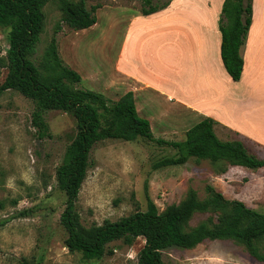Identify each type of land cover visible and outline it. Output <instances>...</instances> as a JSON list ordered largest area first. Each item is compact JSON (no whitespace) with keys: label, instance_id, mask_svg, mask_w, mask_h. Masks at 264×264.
Segmentation results:
<instances>
[{"label":"rangeland","instance_id":"374dc122","mask_svg":"<svg viewBox=\"0 0 264 264\" xmlns=\"http://www.w3.org/2000/svg\"><path fill=\"white\" fill-rule=\"evenodd\" d=\"M171 1L150 0V4L168 5ZM191 1L197 4L198 0ZM84 2L88 9L98 5L95 10L98 25L87 33H76L78 30L68 27L61 20L57 3L54 0L46 2L42 32L31 56L35 63L54 35L58 51L66 46L81 60L83 74L97 69L104 73L108 65H104L103 53L108 59L113 56L126 15L143 14L142 8L149 6L144 0ZM221 16L220 10L218 20ZM57 24L59 29L55 31ZM109 28L112 34L110 39L105 38L107 43L103 51L102 41L99 39L97 46L96 42H91L92 36H106ZM6 32V28L0 27V58L8 47ZM70 34L71 38H67ZM6 72L0 63V83ZM87 79L84 77L74 87L94 90L90 80H95ZM113 95L107 98L116 100ZM33 109L32 100L15 90L8 89L0 95V264H137V254L144 244L142 237H137L131 245L120 240L110 242L108 251L99 259H84L79 252L69 251L64 246L66 232L59 216L65 196L57 188L55 169L76 133V121L68 112L47 110L44 119L50 135L39 138L31 124ZM184 127L162 135L155 132L154 136L183 140ZM214 130L221 140L239 137L220 125H214ZM243 140L256 157L264 159V149ZM176 154L172 146L144 138L96 142L89 152V166L77 195L76 210L80 222L84 226L101 224L105 219L114 221L136 210L144 211L147 197L162 211L181 201L189 188L194 189L199 198L205 197L206 184L220 191L225 198L241 200L248 207L264 212V166L251 169L225 163L214 165L207 159L195 157L183 164L153 166L160 158ZM224 164L226 170L221 172L220 167ZM23 210L25 213L20 215ZM204 217L206 214H193L189 226ZM161 258L166 264H264L254 259L243 244L232 239L205 240L189 249L169 247L161 251Z\"/></svg>","mask_w":264,"mask_h":264},{"label":"trees","instance_id":"16d2710c","mask_svg":"<svg viewBox=\"0 0 264 264\" xmlns=\"http://www.w3.org/2000/svg\"><path fill=\"white\" fill-rule=\"evenodd\" d=\"M48 0H0V27L7 29L8 47L0 58L7 69L0 83V95L11 89L32 100L34 109L31 124L39 138L49 136L44 119L47 110L70 113L76 121V133L65 148L62 161L55 169L57 188L63 192L64 208L59 222L66 232L64 246L79 252L84 259H99L107 245L120 240L131 245L137 237L144 244L137 254V264H166L161 251L169 247L192 248L205 240L232 239L243 244L256 260L264 262V212L248 207L238 199H228L210 184L206 195L199 198L189 188L185 197L159 211L147 197L146 209L136 210L117 220L105 219L101 224L84 226L76 210L78 191L89 166V152L104 139L133 141L144 138L176 149L175 156L157 160L155 168L178 165L190 157L207 159L212 164L225 163L256 169L264 166V159L256 157L237 138L221 140L217 137L211 117H204L184 132L183 140H166L152 134L147 119L135 109L132 91H126L116 100L103 93L75 88L80 75L61 58L53 35L35 63L31 56L44 24L43 6ZM61 12V20L71 29H84L96 22L98 5L86 8L84 0H54ZM143 14L156 11L167 4L152 5ZM218 20L220 34L219 57L232 80L238 81L243 67L240 48L251 20V0H223ZM59 29L56 25L55 31ZM225 164L220 167L226 170ZM25 211H20L23 215ZM195 213L206 217L195 225L188 222Z\"/></svg>","mask_w":264,"mask_h":264},{"label":"crops","instance_id":"0c3cea01","mask_svg":"<svg viewBox=\"0 0 264 264\" xmlns=\"http://www.w3.org/2000/svg\"><path fill=\"white\" fill-rule=\"evenodd\" d=\"M222 1L172 0L157 13L127 14L113 56L108 59L103 53L108 65L104 73L97 69L83 74L81 60L66 46L59 48V54L81 81L94 79L89 83L106 97L115 94L118 99L132 91L136 112L148 120L153 136L183 126L185 131L211 117L215 125L239 136L246 147L243 139L264 149V0H251L238 81L227 74L219 57L217 20ZM97 25L96 18L93 25L76 33H87ZM111 34L109 28V34L92 36L91 42L98 46L100 39L104 51L105 38Z\"/></svg>","mask_w":264,"mask_h":264}]
</instances>
